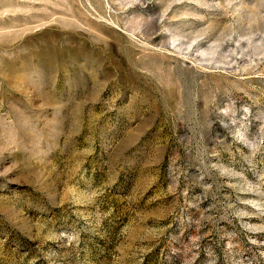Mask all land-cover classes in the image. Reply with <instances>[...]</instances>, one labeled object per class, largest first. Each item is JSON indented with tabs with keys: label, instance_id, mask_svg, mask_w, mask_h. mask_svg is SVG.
<instances>
[{
	"label": "rangeland",
	"instance_id": "374dc122",
	"mask_svg": "<svg viewBox=\"0 0 264 264\" xmlns=\"http://www.w3.org/2000/svg\"><path fill=\"white\" fill-rule=\"evenodd\" d=\"M0 264H264V0H0Z\"/></svg>",
	"mask_w": 264,
	"mask_h": 264
}]
</instances>
